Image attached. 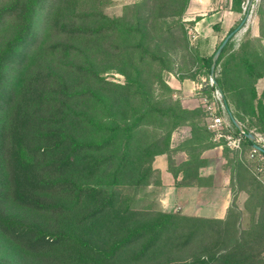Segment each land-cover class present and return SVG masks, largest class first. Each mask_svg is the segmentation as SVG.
Returning a JSON list of instances; mask_svg holds the SVG:
<instances>
[{
  "label": "trees",
  "instance_id": "1",
  "mask_svg": "<svg viewBox=\"0 0 264 264\" xmlns=\"http://www.w3.org/2000/svg\"><path fill=\"white\" fill-rule=\"evenodd\" d=\"M48 1L11 0L8 7L0 9V24L10 18L20 24L16 37L0 51L1 237L34 264H149L151 258L168 251L181 252L193 243H204L207 225L220 222L227 227L228 236L218 252L195 255L192 263L167 258L157 264H264V180H258L251 166L240 159L233 168L231 185L237 188L236 193L248 194L245 209L251 225L247 229L241 228L242 214L236 205L230 207L226 220L131 210L130 200L120 194L121 188L148 187L156 177L153 163L157 156H168L169 171L178 187L204 186L207 178L200 175V169L207 161L202 153L222 143L215 141L214 133L199 121V110L186 109L171 100H156L147 89L144 67L159 65L161 70L153 79L164 85L162 72L170 71L172 63L167 54L150 52L145 46L142 20L126 24L119 18L102 16L98 29H76L65 22L60 0H50L47 7ZM242 2L232 0V10L241 13ZM42 25L48 35L132 38L130 44H102L98 53L112 64L110 69L117 68L115 62L128 67L131 73L127 82L117 84L102 77L95 69L96 57L92 58L95 62L89 60L76 67L78 82L54 80L50 72L43 71L20 78L33 57L45 59L60 48L65 53L77 50L67 44L40 47ZM213 55L205 61L210 71ZM222 58L223 52L217 66ZM243 66L248 76L250 112L264 133V92L259 96L256 88L257 81L264 78V60L254 62L244 57ZM91 79L102 90L76 91ZM215 80L214 88H222L221 80ZM112 94L124 101L137 99L128 120L109 115L108 119L95 118L76 111L80 98H89L110 114L108 96ZM185 125L191 127L192 138L172 149L173 133ZM159 130L164 133L159 134ZM234 130L241 135L236 127ZM243 139V147L251 150L253 142L244 135ZM181 150L187 152L188 159L176 165L172 156ZM226 150L224 147L228 159ZM236 199L237 194L233 204ZM11 204L49 215L54 225L43 227L15 220L8 214ZM190 221L192 228L186 230L184 224ZM16 259L7 257L0 264H19Z\"/></svg>",
  "mask_w": 264,
  "mask_h": 264
},
{
  "label": "rangeland",
  "instance_id": "2",
  "mask_svg": "<svg viewBox=\"0 0 264 264\" xmlns=\"http://www.w3.org/2000/svg\"><path fill=\"white\" fill-rule=\"evenodd\" d=\"M22 1L26 2L28 0ZM10 3L11 0H0V9L8 7ZM46 3L48 7L50 0ZM221 3L226 5V0ZM59 4L65 22L76 29L82 28L94 31L103 23L102 19L105 16L111 19L119 18L126 24H134L137 18L142 20L146 33L145 46L150 52L160 51L167 54L168 59L172 63L170 71L164 70L162 72L164 85L153 79L154 73H158L161 70L159 65H146L144 67L143 72H145L147 89L149 88L153 97L156 100L178 102L184 108L186 106H194L195 109L200 111L199 121L207 125V127L210 125L211 113L222 117L225 123L231 125L227 132L236 137V131L229 117L231 112L239 123L238 118L250 129V132L255 134L257 143L264 146V133L260 131L257 117L250 112V95L247 87L248 76L243 66L244 57H249L254 62L264 60V0H243L242 12L238 13L240 16L237 17L231 27L229 26L230 28L223 29L219 24V29L214 31L216 32L214 37L205 36L206 32H202L204 37L199 36L196 26L197 18H193L192 22L187 20V0H60ZM184 10V15H181V11ZM248 12L249 16L245 25L228 43L223 51V58L215 70V79L221 80L222 88H214L216 85L213 83L211 71L206 66L205 61L216 52L227 35L241 24ZM38 23L39 21H37ZM41 27L40 47H44L49 43L67 44L77 50L65 53L60 48L55 54L45 56V59L39 58V60L33 57L28 61L22 73H20V78H24L34 72L43 71L45 73L50 72L54 80H67L71 83L78 82L79 78L75 74L76 67L89 60L95 62L92 58L96 57L95 69L102 77L117 84H125L127 82L131 73L130 69L119 65V62H115L117 64L116 69H110L109 67L112 64L102 57H98V53L102 44H111L112 41H116L117 43L115 44H130L133 41L132 38L122 35L111 38L107 34H100L101 36L78 35L75 37L69 33L48 35L47 28L44 29V25ZM19 29L20 24L13 18L7 19L0 24V51L3 50L8 40L16 37ZM16 74L18 73H13V75ZM92 80L95 81L91 79L87 82L85 81L81 86L79 85V89L76 91L87 89H92L93 91L102 90V87L93 83ZM256 88L258 95L261 96L264 92V78L257 81ZM105 92L108 93V90H105ZM108 98L111 101L110 114L93 104L89 98H80L76 111L78 113H87L90 117L108 119L107 116L109 115L115 116L120 121H126L131 116L132 108L137 105L136 98L134 100L127 98L124 101L119 98L118 94L109 95ZM182 127H187V131L191 128L189 125ZM158 133L162 134L164 131L159 130ZM216 141L224 143L223 146L227 149V160H229V163L227 162L226 166L230 167V174H233L236 160L240 159L251 166V172L256 175L258 180H264V157L259 152H256L253 147L251 150L245 149L243 146L242 150H232L227 145L225 138H218ZM176 157L177 153H174L172 156L174 162L177 161ZM232 188L237 190L236 187L232 186ZM143 189L123 186L120 194L122 193L123 199L130 200L131 210L133 211L160 212L161 210L158 209L156 202L157 196L152 194L149 196ZM235 190L234 193H236ZM239 196L237 195L236 202L233 205H236L237 211L242 214L241 228L244 230L250 227L251 219L250 213L245 209V203L242 207L243 209H241ZM198 206L203 207V203ZM186 212L188 211L184 209L175 211V213H184L183 215L191 217ZM8 214L20 222L43 227L54 225V221L49 215H42L14 204L8 207ZM184 226L186 230H189L192 228V222H185ZM207 226L204 243H193L185 251L181 252L168 251L156 257V259L151 258L149 264L163 263L167 258L179 263H192L195 255H202L201 253L210 251L212 253L218 252L223 247L225 238L228 236V229L225 224L220 222H212ZM5 240L0 235V260L16 256L19 264H34L29 260L30 257L21 252L13 243Z\"/></svg>",
  "mask_w": 264,
  "mask_h": 264
},
{
  "label": "crops",
  "instance_id": "3",
  "mask_svg": "<svg viewBox=\"0 0 264 264\" xmlns=\"http://www.w3.org/2000/svg\"><path fill=\"white\" fill-rule=\"evenodd\" d=\"M222 1L190 0L186 16L190 22H192L193 18L201 17L196 22L199 36L204 37L202 32H206L205 36L214 37L216 33L214 32L216 29L214 26L219 27L220 24L221 28L227 29L240 16V14L232 10V0H226V5L222 4ZM192 15L194 16L192 17ZM186 108L195 109L194 106H186ZM186 128L181 127L174 132L171 143L172 149H177L183 141L192 138V129L189 128V131H187ZM176 158L177 161L175 163L179 165L188 159V154L186 151L181 150L177 152ZM202 158L207 161V164L200 169V175L207 178L208 184L181 187L176 185V180L169 171L168 156L164 154L155 158L153 168L156 177L143 190L149 196H151L150 194L157 196L156 202L159 210L175 212L184 209L188 211L186 214L189 216L226 220L236 194L240 195L239 204L241 209H243L242 207L248 196L244 191L234 193L231 185L232 174L229 171L230 167L226 166L227 159L224 153V146L218 144L213 148L204 150ZM200 203H203V207L198 206Z\"/></svg>",
  "mask_w": 264,
  "mask_h": 264
},
{
  "label": "water",
  "instance_id": "4",
  "mask_svg": "<svg viewBox=\"0 0 264 264\" xmlns=\"http://www.w3.org/2000/svg\"><path fill=\"white\" fill-rule=\"evenodd\" d=\"M249 16V12L247 14V16L243 19V21L241 22V24L232 32H230L227 37L224 39V41L222 42V44L218 47V49L216 50V52L213 55V63L211 66V78L213 80L214 85H216V80H215V70H216V66L217 63L221 57L222 52L224 51V49L226 48V46L228 45V43L232 40V38L236 35V33H238L243 26L245 25L247 19ZM230 120L232 122V124L234 125V127H236V129L243 134L247 139H249L251 142H253V149L256 150L259 153L264 154V146H261L257 143V139L254 133L252 132H246L244 130V128L242 127V125L237 121V119L233 116V114L230 112L229 114Z\"/></svg>",
  "mask_w": 264,
  "mask_h": 264
},
{
  "label": "built area",
  "instance_id": "5",
  "mask_svg": "<svg viewBox=\"0 0 264 264\" xmlns=\"http://www.w3.org/2000/svg\"><path fill=\"white\" fill-rule=\"evenodd\" d=\"M211 116L212 117L210 118L211 121L210 125L208 126V129L212 133H215V141L218 140V138H225L227 141V145L231 147L232 150H242L244 140L243 134L234 137L233 135L227 132V129L230 128L231 125L225 123L222 117L215 116L213 113H211Z\"/></svg>",
  "mask_w": 264,
  "mask_h": 264
}]
</instances>
